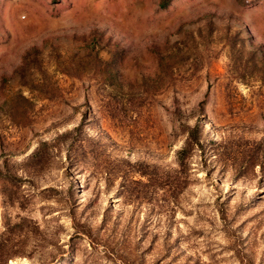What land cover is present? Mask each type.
Here are the masks:
<instances>
[{
    "label": "rangeland",
    "instance_id": "obj_1",
    "mask_svg": "<svg viewBox=\"0 0 264 264\" xmlns=\"http://www.w3.org/2000/svg\"><path fill=\"white\" fill-rule=\"evenodd\" d=\"M167 1L0 0V264H264V0Z\"/></svg>",
    "mask_w": 264,
    "mask_h": 264
},
{
    "label": "trees",
    "instance_id": "obj_2",
    "mask_svg": "<svg viewBox=\"0 0 264 264\" xmlns=\"http://www.w3.org/2000/svg\"><path fill=\"white\" fill-rule=\"evenodd\" d=\"M164 5H166V2L162 1L161 6H164ZM195 129H197V127ZM197 143H198V138L195 135L194 131L188 130L187 138L185 140L184 146L181 149V153L183 154V156H181L179 160L180 165H183V162H184L183 158H184L185 153H187L193 146L197 145Z\"/></svg>",
    "mask_w": 264,
    "mask_h": 264
}]
</instances>
